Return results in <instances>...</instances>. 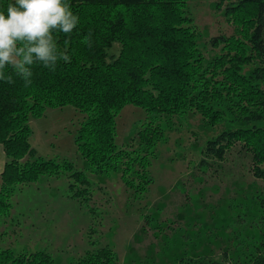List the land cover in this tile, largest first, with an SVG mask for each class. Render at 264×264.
I'll return each instance as SVG.
<instances>
[{
	"label": "trees",
	"instance_id": "trees-1",
	"mask_svg": "<svg viewBox=\"0 0 264 264\" xmlns=\"http://www.w3.org/2000/svg\"><path fill=\"white\" fill-rule=\"evenodd\" d=\"M190 1L67 0L79 23L70 34L54 32V39L68 59L58 60L54 68L34 63L32 76L25 77L29 84L6 66V79L0 81V144L6 159L0 174V264H57L44 251L16 254L4 245L7 233L20 225L22 213H13L20 188L61 173H70V191L88 183L73 163L42 160L31 148L29 119L47 108L78 111L82 119L75 142L86 168L120 172L123 184L141 198L152 183L150 158L166 140L163 121L196 112L215 126L223 112L213 102L236 98L234 105L250 127L224 130L206 141L203 153L220 158L242 143L251 153L254 176L264 181V126L253 124L264 116V90L253 80L263 79L264 73L257 67L254 77L241 74L254 59L264 61V0H235L225 8L240 28L239 37L212 39V46L223 42V54L206 67ZM126 105L141 108L145 117L130 143L118 146L115 119ZM81 190L73 195L80 196ZM261 204L264 208V199ZM76 264L117 262L104 247L86 252ZM185 264L221 263L189 259ZM251 264H264V255Z\"/></svg>",
	"mask_w": 264,
	"mask_h": 264
},
{
	"label": "rangeland",
	"instance_id": "rangeland-1",
	"mask_svg": "<svg viewBox=\"0 0 264 264\" xmlns=\"http://www.w3.org/2000/svg\"><path fill=\"white\" fill-rule=\"evenodd\" d=\"M233 2L192 0L188 5L205 67L223 54V42L212 46V39L239 37L240 28L225 14ZM254 60L242 66V75L254 77L257 67L264 73V61ZM253 85L264 90V78ZM234 101L213 102L223 112L215 126L196 112L163 121L166 140L150 158L152 183L141 198L123 184L120 172L86 168L75 142L82 115L73 107L47 108L31 117L29 143L36 157L67 160L88 183L70 191V173H61L20 188L13 197V213H22L20 225L7 233L4 245L16 254L44 251L57 264H76L86 252L104 247L117 264H185L189 259L251 264L261 258L264 181L253 174L251 153L239 142L220 158L203 153L206 141L224 130L250 127ZM144 115L133 105L122 108L115 119L118 146L130 143ZM253 124L264 126V116ZM131 147L137 148L136 142ZM80 189V196L73 195Z\"/></svg>",
	"mask_w": 264,
	"mask_h": 264
},
{
	"label": "clouds",
	"instance_id": "clouds-1",
	"mask_svg": "<svg viewBox=\"0 0 264 264\" xmlns=\"http://www.w3.org/2000/svg\"><path fill=\"white\" fill-rule=\"evenodd\" d=\"M79 17L67 0H6L0 4V81L12 66L26 84L34 63L54 68L68 59L59 52L54 32L70 34Z\"/></svg>",
	"mask_w": 264,
	"mask_h": 264
},
{
	"label": "crops",
	"instance_id": "crops-1",
	"mask_svg": "<svg viewBox=\"0 0 264 264\" xmlns=\"http://www.w3.org/2000/svg\"><path fill=\"white\" fill-rule=\"evenodd\" d=\"M5 160L6 159H5V154H4V151H3V147L0 144V174L3 171Z\"/></svg>",
	"mask_w": 264,
	"mask_h": 264
}]
</instances>
